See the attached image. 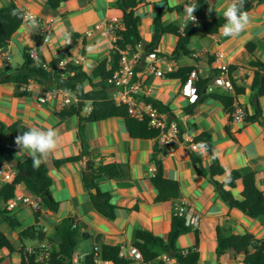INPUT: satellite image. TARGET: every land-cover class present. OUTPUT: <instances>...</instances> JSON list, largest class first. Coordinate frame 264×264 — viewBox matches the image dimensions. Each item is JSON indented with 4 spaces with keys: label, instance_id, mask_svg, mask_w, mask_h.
<instances>
[{
    "label": "crops",
    "instance_id": "1",
    "mask_svg": "<svg viewBox=\"0 0 264 264\" xmlns=\"http://www.w3.org/2000/svg\"><path fill=\"white\" fill-rule=\"evenodd\" d=\"M10 1L22 10L42 16L50 24V39L41 42L31 28L21 23L6 46L10 68H3L0 63V75L4 72L10 73L9 69L12 71L13 67L22 62L11 66L10 53L19 50L22 57L24 48L34 49L36 52L34 58L45 64L51 58L58 59L63 54L76 56L80 53L84 56L80 62L81 67L87 73H90L101 59L109 60L111 45L109 35L104 34L103 30L105 23L110 19H121V11L114 5L115 0H65L56 8L47 5L45 0H0V5H6ZM138 1L140 2L136 9L139 15L138 31L143 39L136 48L138 53L143 52L144 43L152 38L154 6L164 11L161 16L163 22L175 21L179 26L187 22L180 10L182 0ZM228 2L229 0H211V9L208 10L205 9L207 0H201L195 12L199 20L208 19L204 16L210 12L211 17L222 15ZM249 5L246 11L249 13L250 23L236 38L223 36L221 27L218 32L211 34L204 33L200 28L199 31L194 30L191 36L188 44L191 50L189 55H172L176 36L168 34L171 38L165 40L164 33L153 43L156 58L150 61L146 52L140 57L138 69L134 70V77L139 82V88L133 94L135 101L140 104L146 103L144 97L160 100L174 115L173 118H169L182 124V134L177 135L165 148L163 147L165 153L155 151L156 147H161L155 137H131L119 117L84 121L73 114L61 118L58 112L63 106H60L59 98L39 101L38 96L49 86L42 87L33 79L19 87L10 81L0 82L1 122L9 124L18 121L29 128L35 126L45 130L55 128L62 137L58 148L41 162L48 170L51 178L50 193L58 205L54 211L42 208L37 224L45 237L52 240L50 244L55 249L59 241L55 225L61 218L73 216L84 224L81 230L86 231L89 236L75 246L72 253L73 264H79L87 253L101 243L119 244L121 250L127 252L138 229H146L165 237L175 207L180 203L191 206L199 214L198 225L195 227L198 230L197 264H244V254L241 252L216 254L217 226L223 233L250 232L256 238H264V214L250 218L239 209L221 201L209 179L196 173L194 169L199 163L204 167L210 164L208 153L201 152L197 145L190 142L200 131L209 132L213 140V151L224 169L222 174L214 175L213 178L221 181L232 169L253 171L255 184L263 190L264 195V95L256 96L261 109L258 121H229L227 109L220 101L206 96L189 102L180 92L181 79L166 77L168 72L182 66L198 68L199 75L204 78L209 74L211 66L216 63L238 65L237 68L243 70L244 76H239V84L236 85L243 86L244 91L235 98L245 106L248 113L252 114L254 109L251 102H254V92L249 88L252 70L248 66V61L252 57L264 60V0H252ZM167 7L171 9L167 10ZM202 12L203 15H200ZM147 15L150 28L143 30L140 27L141 17ZM179 18L181 21L177 20ZM71 35L74 37H70ZM247 44L252 47V53L247 50ZM149 64L161 69L163 74L156 75ZM115 91L116 88L111 92L112 98ZM89 105V101L85 100L79 112L80 116L88 112ZM226 127L233 137L227 134ZM83 148L91 154L84 155L78 161H68L58 166L53 164L54 158L78 154ZM190 152L198 156L200 162L193 163ZM153 154L160 158L163 175L179 182V197L166 201L155 200L156 190L150 181V176L156 168L152 159ZM15 155L20 159L28 156L26 152L20 150ZM88 160L94 161L95 164L111 161L128 164L132 185L118 187L115 180L111 179L102 180L99 184L101 190L110 193L111 202L115 205L111 218L104 217L93 209L88 193L83 187L81 172ZM5 172L14 174L15 169L4 163L0 169V184L7 180L3 177ZM16 190L28 193L19 185L16 186ZM230 191L234 198H240V180L236 181L235 187ZM14 214L22 223L24 216L29 215L33 223V211L28 207L19 208ZM1 222L6 223L0 218ZM7 226L9 227L8 224ZM10 232L12 236L10 240L16 247L23 246L27 249L37 245L36 239L30 238L33 241L27 244L23 239H19L17 230L10 228ZM195 241L193 231H188L177 237L175 245L178 248H186L192 246ZM20 257L18 251L9 252L4 247L0 249V264H17ZM171 259L173 264L175 259L173 256ZM104 264L111 262L104 261ZM130 264L142 262L140 259H133Z\"/></svg>",
    "mask_w": 264,
    "mask_h": 264
},
{
    "label": "trees",
    "instance_id": "2",
    "mask_svg": "<svg viewBox=\"0 0 264 264\" xmlns=\"http://www.w3.org/2000/svg\"><path fill=\"white\" fill-rule=\"evenodd\" d=\"M61 1L65 0H45L46 4L52 8H56ZM139 4L140 2L138 0H115L114 5L121 11V24L114 30L116 35L113 43L114 46L110 50L109 60L103 58L98 61L90 73H87L81 67L80 63L67 62L63 67H58L56 58H51L45 67L42 61L29 56L28 48H24L22 50V62L13 67L10 73L4 72L1 74L0 82L10 81L19 87L24 85L28 80L33 79L42 87L64 85L79 100L63 106L58 112L61 118L76 114L84 121H96L115 116L123 120L131 137L151 138L157 136L158 130L148 125V118L146 116L141 119L130 116L127 105L124 103H116L111 97V93L106 91L108 86L107 79L118 66V61L121 56L120 52L127 50L129 53H132L143 42L138 31L139 15L136 13ZM249 7L250 5L243 7L242 10L246 11ZM170 9L167 7V10ZM163 12V10L154 6L155 14L152 18V24L154 26L152 38L149 42L144 43L143 52L139 53V57H142L144 52L155 53L153 43L164 33L176 36V44L172 55L190 54L191 50L188 48V44L195 30V25L190 22L184 23L183 26H179L175 21L163 22L161 19ZM22 15L23 10L17 7L12 1L6 5H0L1 47L7 46L11 35L21 23ZM225 22L223 15H217L208 19L199 20L198 25L204 33L211 34L218 32L219 28ZM70 37H74V35ZM250 44H247L246 48L252 53ZM248 66L252 70L249 85L251 92H255L257 96L264 95V60L252 57L248 61ZM7 67L10 68L9 66ZM237 67L238 65L230 64L231 69H236ZM192 68V66L178 67L175 71L168 72L166 77L180 78L183 82ZM133 69H138L137 64L134 65ZM206 81V78L198 75L196 81L197 98L209 96L212 99L220 101L226 109H228L234 97L244 91L243 86L235 84L234 93H207L203 90ZM85 100L89 101L90 108L84 116H80L79 112ZM144 100L151 103L158 110L167 111L170 118L174 117L167 105L162 101L150 97H144ZM251 105L254 112L252 114L247 112L244 120L258 121L261 116V109L257 100L256 102H251ZM176 126L178 128V135L180 136L183 132L181 122L177 121ZM28 129L29 127L27 125L18 121H13L9 124L0 121V169L4 163L9 164L15 169L14 174L0 184V218L11 229H17L16 233L19 239H36L37 245L33 248L34 251L32 253H27L23 246L16 247L10 238L0 230V249L4 247L9 252H20L21 257L17 264H73L72 253L75 246L80 240L86 239L89 236L86 231L81 230L84 226L82 222L73 216L61 218L55 225L56 232L59 236L58 247L55 249L50 244L52 240L45 237L40 226L37 224L40 215L39 210L33 211L32 224L23 225L22 221L16 218L13 211L6 210L5 208V202L14 196L17 185L28 193L39 196L42 208L54 211L58 205V202L53 199L50 193L51 178L46 166L41 163L38 168H35L29 155L24 159H20L15 155L20 150L15 144V137ZM226 131L229 136L233 137L227 127ZM190 142L197 146L201 142L207 144L205 151L210 157V164L204 167L199 163L198 166H194V169L196 173L206 176L209 179L215 187L221 201L230 207L239 209L250 218L264 214L263 190L255 184L253 171L243 172L239 169H232L219 181L213 178V176L222 174L224 169L213 151V140L210 133L200 131L191 138ZM82 146H84V143ZM155 151L157 153H165L163 146L156 147ZM90 154V152H87L83 148L78 154L54 158L52 161L54 165L58 166L68 161H78L84 155ZM189 155L193 163L196 161L200 162L199 157L194 155L193 152H190ZM12 159L16 160V164L11 162ZM152 159L156 164L155 172L150 176V181L156 190L155 200L166 201L179 197V182L163 175L161 161L157 154H153ZM105 179L115 180L118 187L132 185L129 178L128 164L116 161L95 164L94 161L88 160L85 168L81 172V181L88 193L91 206L104 217L111 218L114 215L115 205L111 202L110 193L99 188L100 182ZM237 180H240L241 183L240 198H234L230 191L231 188L235 187ZM92 188L95 191L92 192ZM188 231H193L196 239L195 243L186 248H178L175 245L177 237ZM197 240L198 230L195 227L185 224L182 215L173 213L170 228L165 237L158 236L146 229H138L135 231L131 246L140 252L142 264H166L157 258L159 251H166L168 255L173 256L175 259L173 264H197L199 259ZM43 241H46L48 244V251L46 257L37 262L35 260L36 255L40 252L38 244ZM120 250L121 245L119 244L101 243L96 249L93 248L87 253L79 264H96V260L109 261L111 264H130L133 259L120 255ZM215 252L217 255L225 252L233 254L241 252L244 254V264H264V238H256L250 232L241 234L223 233L217 226Z\"/></svg>",
    "mask_w": 264,
    "mask_h": 264
},
{
    "label": "built area",
    "instance_id": "3",
    "mask_svg": "<svg viewBox=\"0 0 264 264\" xmlns=\"http://www.w3.org/2000/svg\"><path fill=\"white\" fill-rule=\"evenodd\" d=\"M201 0H182L180 3V10L184 16V19L187 22H191L187 18L186 7L190 5H197ZM199 22L198 15L196 12L193 13ZM27 16H35L37 21L36 26L33 28L30 25V21L26 20ZM21 23L25 24L27 27L31 28L35 34L39 37L41 42H47L50 39V24L40 15L30 12L28 10H23V15ZM20 23V24H21ZM121 24V19L112 18L105 23V28L103 33L109 35V43L111 48L114 46V40L116 35L114 30ZM121 56L118 61V66L115 68L110 77H108L107 82L109 86H114L116 91L114 92L113 99L116 103H124L127 105V110L130 116L141 119L144 116L148 118V125L151 128L157 129L158 134L155 136L158 143L164 148L167 144L178 135V128L176 122L169 118L167 111H161L151 105V103H138L135 101L133 94L136 93V90L139 88V82L134 77V65H136L139 60V53L134 51L129 53L127 50L120 52ZM28 54L31 57H34L36 52L34 49H28ZM147 57L150 61H153L156 58L154 52L147 54ZM84 59L82 54L76 56L70 54L65 56H60L56 63L58 67H63L67 62L80 63ZM9 54L6 50V47L0 46V63L3 68L8 66ZM43 66H47L45 63ZM150 68L153 69V72L156 75H162L163 71L161 69L155 68L153 64H149ZM238 72V75H236ZM200 70L196 67L192 68L183 82L180 85V92L182 95L187 97L189 102H194L197 99L196 95V81ZM239 76H244V72L241 68L231 69L230 64L228 63H216L211 66V70L207 76L204 78L207 79L203 90L207 93H216V92H230L234 93V85L239 84ZM59 98L60 106H65L71 102H77L79 99L74 95V93L64 85L58 86H49L44 89L41 94L38 96L39 101H44L46 99ZM227 114L229 121H245V115L247 110L244 105L237 101L234 97L230 106L227 109ZM13 174L11 172H5L3 177L9 179ZM28 207L32 211L39 210L41 212L42 206L39 196L32 195L23 191L15 192L14 196L8 199L5 202V208L9 211H15L19 208ZM174 213L182 215L184 222L187 225L196 227L199 221V214L194 211V209L185 204L180 203L175 207ZM40 252L36 255V261L46 257L48 251V244L46 241H43L38 244ZM96 249V247L94 248ZM27 253H32L33 248L25 249ZM120 255L127 256L131 259H141L140 252L133 246L128 247L127 252L119 251ZM157 258L165 262L166 264H172V256L168 255L166 251H159ZM73 262V261H72ZM96 264H104V261L96 260Z\"/></svg>",
    "mask_w": 264,
    "mask_h": 264
},
{
    "label": "clouds",
    "instance_id": "4",
    "mask_svg": "<svg viewBox=\"0 0 264 264\" xmlns=\"http://www.w3.org/2000/svg\"><path fill=\"white\" fill-rule=\"evenodd\" d=\"M243 5L244 0H229L227 3L226 8L222 12L226 21L220 29L223 36L236 38L249 25L250 16L247 11L242 10ZM196 8L197 5L193 4L187 6L185 11L187 18L191 22L198 24L197 18L193 14ZM25 19L30 21V25L33 28L36 26L37 21L35 16H27ZM61 139L62 137L58 129L48 128L45 130L34 126L17 135L15 137V144L20 149V152H26L31 157L33 167L38 168L42 159H46L50 153L58 148ZM198 147L203 152L207 149V144L201 142Z\"/></svg>",
    "mask_w": 264,
    "mask_h": 264
},
{
    "label": "rangeland",
    "instance_id": "5",
    "mask_svg": "<svg viewBox=\"0 0 264 264\" xmlns=\"http://www.w3.org/2000/svg\"><path fill=\"white\" fill-rule=\"evenodd\" d=\"M205 9H211V0H207V3L205 4ZM200 15H203V12L200 13ZM211 17V12L210 13H207L206 16H204V18H209ZM148 15L147 16H142L141 17V29L143 30H149L150 28V23L148 22ZM178 21H181L180 18L177 19ZM200 30V27L199 25H195V32L196 31H199ZM163 38L165 40H170V35L168 34H164L163 35ZM10 63H11V66H15L17 65L18 63H20L22 61V57H21V53L19 50H14L13 53H10ZM32 223V217L29 216V215H25L24 218H23V223L22 224H30ZM0 229L10 238L12 239V236H11V232H10V228L7 226L6 223H3L1 222L0 223ZM14 230H17L16 228H14ZM23 241L27 244H30L32 243L33 240H31L30 238H23Z\"/></svg>",
    "mask_w": 264,
    "mask_h": 264
},
{
    "label": "water",
    "instance_id": "6",
    "mask_svg": "<svg viewBox=\"0 0 264 264\" xmlns=\"http://www.w3.org/2000/svg\"><path fill=\"white\" fill-rule=\"evenodd\" d=\"M250 3H251V0H246V1L244 2L243 7L248 6ZM8 72H11V69H9ZM114 90H115V87H114V86H110V87H107V88H106V91L109 92V93H111V92L114 91ZM256 96H257V95H256V93L254 92V93H253V99H254V102H256ZM83 110H84V107H83ZM82 114H83V113H82ZM11 162H12L13 164H16V160H15V159H12ZM92 191H95V189L92 188Z\"/></svg>",
    "mask_w": 264,
    "mask_h": 264
}]
</instances>
